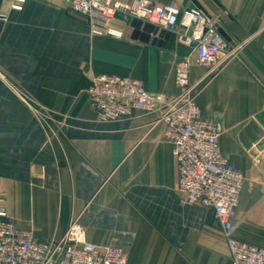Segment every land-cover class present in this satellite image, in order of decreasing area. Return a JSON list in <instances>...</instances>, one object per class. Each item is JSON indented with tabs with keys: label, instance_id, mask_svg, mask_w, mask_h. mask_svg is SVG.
<instances>
[{
	"label": "crops",
	"instance_id": "0c3cea01",
	"mask_svg": "<svg viewBox=\"0 0 264 264\" xmlns=\"http://www.w3.org/2000/svg\"><path fill=\"white\" fill-rule=\"evenodd\" d=\"M129 1V0H123ZM218 19L237 57L200 65L175 33L117 12L93 34L64 0H0V191L6 218L40 240L72 221L97 249L119 245L127 264H231L211 209L189 202L156 111L101 120L87 94L94 75L130 76L178 93V62L219 145L244 177L233 235L264 247V0H151Z\"/></svg>",
	"mask_w": 264,
	"mask_h": 264
},
{
	"label": "built area",
	"instance_id": "2783aa9c",
	"mask_svg": "<svg viewBox=\"0 0 264 264\" xmlns=\"http://www.w3.org/2000/svg\"><path fill=\"white\" fill-rule=\"evenodd\" d=\"M8 1L18 9L25 0ZM64 1L74 13L88 18L93 34L120 36L105 26L117 12L173 31L176 41L194 50L197 62L212 71L237 57L240 48V43L229 45L221 37L216 17L196 6L181 8L151 0ZM189 67L187 57L178 62L174 75L178 93L171 97L148 91L137 78L106 73L92 77L87 94L101 120L125 117L134 110L156 111V120L165 125L164 136L177 164V185L185 199L213 210L231 264H264V247L233 235L244 177L221 151L217 123L204 118ZM3 196L0 191V264H127L123 247L97 249L85 240L84 230L74 221L60 237L35 238L31 230L18 228L6 218Z\"/></svg>",
	"mask_w": 264,
	"mask_h": 264
},
{
	"label": "water",
	"instance_id": "95a60500",
	"mask_svg": "<svg viewBox=\"0 0 264 264\" xmlns=\"http://www.w3.org/2000/svg\"><path fill=\"white\" fill-rule=\"evenodd\" d=\"M211 212L213 213V210H211Z\"/></svg>",
	"mask_w": 264,
	"mask_h": 264
}]
</instances>
